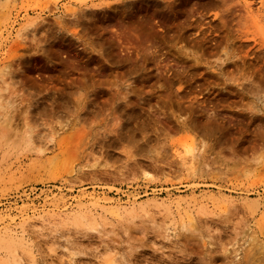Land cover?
Returning a JSON list of instances; mask_svg holds the SVG:
<instances>
[{"label": "rangeland", "instance_id": "374dc122", "mask_svg": "<svg viewBox=\"0 0 264 264\" xmlns=\"http://www.w3.org/2000/svg\"><path fill=\"white\" fill-rule=\"evenodd\" d=\"M262 1L0 0V264H264Z\"/></svg>", "mask_w": 264, "mask_h": 264}, {"label": "bare ground", "instance_id": "6f19581e", "mask_svg": "<svg viewBox=\"0 0 264 264\" xmlns=\"http://www.w3.org/2000/svg\"><path fill=\"white\" fill-rule=\"evenodd\" d=\"M262 1V0H261ZM263 2V1H262ZM10 232V231H9ZM22 236V235H21ZM169 237V236H168ZM23 237H21V239H22ZM18 262V261H17ZM19 264H20V262H19Z\"/></svg>", "mask_w": 264, "mask_h": 264}]
</instances>
